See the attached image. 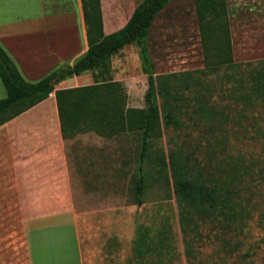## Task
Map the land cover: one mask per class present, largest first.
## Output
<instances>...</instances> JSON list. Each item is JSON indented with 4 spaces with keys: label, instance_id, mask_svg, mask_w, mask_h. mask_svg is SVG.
Wrapping results in <instances>:
<instances>
[{
    "label": "rangeland",
    "instance_id": "rangeland-1",
    "mask_svg": "<svg viewBox=\"0 0 264 264\" xmlns=\"http://www.w3.org/2000/svg\"><path fill=\"white\" fill-rule=\"evenodd\" d=\"M227 1L236 17L240 13L246 15L245 12L249 13L254 7L252 5H257L256 10L246 16L252 26L254 17L259 18L260 25L264 22V0ZM236 23L233 21L235 62L257 64L264 60V30L240 34ZM164 26L168 38L167 54L154 52L157 74L194 72L193 77L181 76L179 93L189 98L200 90V100L208 101L212 109L199 111L196 109L199 103L195 100L182 101L179 126L164 125V135L157 142V149L167 154L172 149H182L183 154L197 158L204 168L217 174L224 169L225 162L234 157L248 160L251 155L258 156L264 147L260 135L264 115L239 99L244 88L242 82L239 84L232 78L233 74H240L245 86L246 70L222 67L217 72H208L205 69L194 0H172L157 16L155 33L159 34ZM132 46L134 48L118 61L121 68L117 73L119 77L127 78L128 84L122 83L129 95V107L142 108L148 85L139 48ZM125 58L128 62L122 65ZM185 83H190L193 91L187 90ZM72 85L76 84L69 83V87ZM138 151L139 142L133 134L107 138L90 132L71 139L73 197L70 200L56 198L55 207L59 213L49 219L33 216L39 218L33 223V227L39 228L35 242H69L71 239L81 242L85 251L84 264H264V242H244L237 251L231 252L235 242L218 241L215 234L219 230L212 225L203 229L204 234L212 231L211 239L204 237L203 241L186 244L176 200L174 196L166 198L165 185L154 186L144 204H135L131 182ZM220 166L221 170L217 168ZM259 193L257 199L264 210V186ZM10 201L6 206L13 205ZM28 217L25 214H0V254L8 260L29 254L30 232L26 227L31 223ZM164 225L170 227L173 240L163 242V245L152 242L155 247L152 251L143 245L140 253L135 242L139 228H151L150 234L155 237ZM251 229L255 240L264 238V213L254 212ZM103 242H120L126 246H122L118 258H106L101 251ZM245 253L249 255L245 256ZM65 259L63 264H76L73 259ZM75 262L79 264L77 255Z\"/></svg>",
    "mask_w": 264,
    "mask_h": 264
},
{
    "label": "trees",
    "instance_id": "trees-1",
    "mask_svg": "<svg viewBox=\"0 0 264 264\" xmlns=\"http://www.w3.org/2000/svg\"><path fill=\"white\" fill-rule=\"evenodd\" d=\"M171 1L143 0L124 28L105 35L101 0H82L89 49L72 66L57 70L38 82L27 81L0 44V80L7 91V97L0 99V126L55 92L64 139H74L88 132L107 138L123 134L137 137L139 151L131 182L135 204H144L154 186L165 185L166 198L174 196L176 200L186 244L203 241L204 237L211 239L212 231L204 234L203 229L212 225L219 230L215 234L218 241L235 242L231 250L235 252L244 242H264V238L255 240L251 229L254 212L264 213L257 199L264 186V147L256 157L251 155L248 160L234 157L225 162L224 169L217 167L221 170L218 174L204 168L197 158L183 154L182 149H172L168 154L157 149L156 144L164 135V125L179 126L182 101L195 100L199 103L196 107L199 111L212 109L208 101L200 100V90L189 98L179 93L181 76L193 77L194 72L158 75L155 70L148 36L154 19ZM194 1L205 69L217 72L222 67L244 68L245 86L240 74L232 75L244 88L239 99L263 116L264 60L257 64L235 62L227 0ZM128 45L139 48L142 69L147 75L148 87L142 108L129 107L125 85L113 76L112 58ZM88 72L93 75V84L56 89L61 81ZM185 88L193 91L190 83H185ZM260 135L264 140V127ZM151 230L139 228L135 242L140 253L143 245L152 251L155 249L152 242L163 245L173 240L168 225H164L155 237L150 234Z\"/></svg>",
    "mask_w": 264,
    "mask_h": 264
},
{
    "label": "crops",
    "instance_id": "crops-1",
    "mask_svg": "<svg viewBox=\"0 0 264 264\" xmlns=\"http://www.w3.org/2000/svg\"><path fill=\"white\" fill-rule=\"evenodd\" d=\"M142 1L101 0L105 35L124 28ZM252 6L249 13L257 8V5ZM229 13L232 42L236 32L233 21H237L240 34L264 30V22L261 26L258 17H254L252 26L246 16H250L249 13H240L236 17L230 6ZM157 16L148 36L153 62L154 52L159 51L163 55L168 45L165 26L159 34L155 33ZM0 44L29 82H38L57 70L72 66L89 49L82 0H0ZM133 48L128 45L112 58L114 80L126 85L127 78L119 77L117 73L121 68L118 61ZM127 62L125 58L121 63L125 65ZM69 83H75L73 87L82 86L93 84L94 79L88 72L61 81L56 89L69 88ZM6 97L7 91L0 80V99ZM70 150L71 139L63 138L55 92L0 126V214L29 215L27 220L31 223L26 227L30 232L28 256L8 260L0 254V264H63L65 258L73 259L77 264L76 255L79 264H84L85 251L81 242L72 239L69 242H35L39 228L33 227L34 219L39 221L33 216H47L49 219V216L59 213L55 207L56 198L70 200L73 197ZM8 200H12L9 204L13 205L6 206ZM102 246L104 249L101 251L106 258H118L122 246L126 245L103 242Z\"/></svg>",
    "mask_w": 264,
    "mask_h": 264
}]
</instances>
